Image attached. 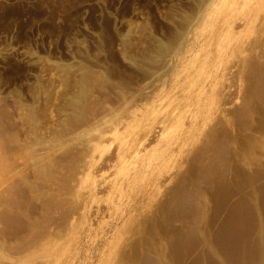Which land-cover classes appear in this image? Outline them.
Returning a JSON list of instances; mask_svg holds the SVG:
<instances>
[{
	"label": "rangeland",
	"instance_id": "rangeland-1",
	"mask_svg": "<svg viewBox=\"0 0 264 264\" xmlns=\"http://www.w3.org/2000/svg\"><path fill=\"white\" fill-rule=\"evenodd\" d=\"M0 264H264V0H0Z\"/></svg>",
	"mask_w": 264,
	"mask_h": 264
},
{
	"label": "trees",
	"instance_id": "trees-1",
	"mask_svg": "<svg viewBox=\"0 0 264 264\" xmlns=\"http://www.w3.org/2000/svg\"><path fill=\"white\" fill-rule=\"evenodd\" d=\"M6 11H8L10 13H15V14L24 16L25 14H29L30 15V14H33V13H37L38 12V8L36 6L30 7V8H26L21 3H14V4H11V5H8L7 8H6Z\"/></svg>",
	"mask_w": 264,
	"mask_h": 264
},
{
	"label": "bare ground",
	"instance_id": "bare-ground-1",
	"mask_svg": "<svg viewBox=\"0 0 264 264\" xmlns=\"http://www.w3.org/2000/svg\"><path fill=\"white\" fill-rule=\"evenodd\" d=\"M98 145V144H97Z\"/></svg>",
	"mask_w": 264,
	"mask_h": 264
}]
</instances>
